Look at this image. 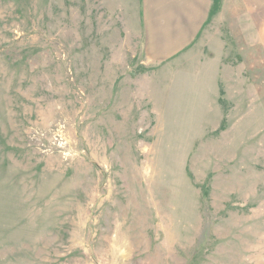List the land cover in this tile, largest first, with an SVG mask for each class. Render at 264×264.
Returning a JSON list of instances; mask_svg holds the SVG:
<instances>
[{
    "label": "rangeland",
    "instance_id": "374dc122",
    "mask_svg": "<svg viewBox=\"0 0 264 264\" xmlns=\"http://www.w3.org/2000/svg\"><path fill=\"white\" fill-rule=\"evenodd\" d=\"M119 6L0 0V264H264V0L157 63Z\"/></svg>",
    "mask_w": 264,
    "mask_h": 264
},
{
    "label": "crops",
    "instance_id": "0c3cea01",
    "mask_svg": "<svg viewBox=\"0 0 264 264\" xmlns=\"http://www.w3.org/2000/svg\"><path fill=\"white\" fill-rule=\"evenodd\" d=\"M214 1L119 0V11L113 13L118 11L127 29L137 31L145 59L157 63L195 45L211 19Z\"/></svg>",
    "mask_w": 264,
    "mask_h": 264
},
{
    "label": "trees",
    "instance_id": "16d2710c",
    "mask_svg": "<svg viewBox=\"0 0 264 264\" xmlns=\"http://www.w3.org/2000/svg\"><path fill=\"white\" fill-rule=\"evenodd\" d=\"M214 6H213V10L211 11V15L212 13H214V11H216L218 9V6H219V0H215L214 1Z\"/></svg>",
    "mask_w": 264,
    "mask_h": 264
}]
</instances>
